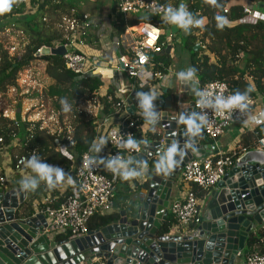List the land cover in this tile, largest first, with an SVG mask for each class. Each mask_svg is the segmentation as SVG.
<instances>
[{"label": "water", "instance_id": "1", "mask_svg": "<svg viewBox=\"0 0 264 264\" xmlns=\"http://www.w3.org/2000/svg\"><path fill=\"white\" fill-rule=\"evenodd\" d=\"M163 26L160 55L174 57V36L177 44H183L180 28L166 22ZM68 50L70 47H44L37 56L63 57ZM194 79L195 83L184 82L173 74L163 101H153L154 126L145 122L140 109L137 93L141 91L128 95V114L149 130L146 139L139 141L141 152L132 161L145 179L126 211L83 238L52 240L44 233L47 221L43 215L22 214L26 191L7 192L1 197L0 264H240L249 239L264 226L262 150H247L238 156L204 199L198 225L181 235L170 234L169 206L180 173L189 161L221 150L220 142L207 144L202 129L194 135L178 123L181 113L195 119L199 82L196 76ZM173 144L183 156H175L178 163L172 168H158Z\"/></svg>", "mask_w": 264, "mask_h": 264}, {"label": "trees", "instance_id": "2", "mask_svg": "<svg viewBox=\"0 0 264 264\" xmlns=\"http://www.w3.org/2000/svg\"><path fill=\"white\" fill-rule=\"evenodd\" d=\"M159 1L169 6V0ZM232 1L215 0V4H212L209 0H187L185 3L187 10L192 13L195 19L205 21V24L194 29L190 36L183 40V45L190 53V66L197 70L196 78L200 85L222 81L231 88L233 95L236 92L244 93L251 85L253 91L248 93V98H251L255 96L256 92L264 94V23H246L243 20V7L231 4ZM249 1L261 2L263 0ZM181 2L183 1L178 0L176 2L177 7L182 4ZM8 3L9 8L0 11V33H4L9 28L10 23L19 24L22 22L21 24L24 26L22 33L25 38L21 40L23 51L20 59L18 57L12 58L9 55L3 40L0 38V96L7 97L11 89L18 87L20 74L30 69L33 62L44 61L47 63L45 75L52 81V85L46 92L44 91V97L35 92L31 98L51 100L54 109L60 114L58 122L53 124L55 128L51 127L58 130L55 132L51 128H44L43 122L5 118L1 109L0 150L4 147L9 148L13 164L17 162V159L26 158L28 160L29 157L36 154L42 162L60 167L70 175L75 173L74 165L80 162L84 153L88 151L97 153L93 143H96L99 138L95 124L97 118L88 112L81 111L79 109L80 103L98 98L102 107L100 112L102 117H114L116 110L106 97L101 96L102 82L100 77L95 75L80 77L66 69L63 57H39L37 54L44 47L54 48L57 45L69 44L73 34L80 30L79 26L84 22V14L70 0H36L34 5H38V10L34 15L25 14V9L18 0H8ZM118 4V0L113 1L115 13ZM226 7L230 9L228 15L223 14ZM217 15L227 19V23L222 28H217V20L215 19ZM37 16L41 17L40 21L27 22V18L36 19ZM68 20L77 21L78 27L75 30H70L66 24ZM140 24H162V19L148 14H141L128 19L118 15L114 24V36L123 38L128 28L137 27ZM198 32H200L201 38L197 36ZM201 41L203 44H200ZM160 45L164 49V37L161 38ZM206 52L208 55H205ZM152 62L155 64V70L162 74H165L171 65L169 56L166 55H154ZM152 82L155 81L152 80ZM134 84L137 90L147 93V89H140L135 82ZM114 92L112 88L109 91L110 94H114ZM67 96H71V99L67 100ZM61 101L64 104L65 101H68V111L61 106ZM66 119L68 120L67 124H65ZM131 121L136 122V124L138 122L134 118H131ZM261 129L258 130L260 136H263L264 129ZM136 138L138 141L141 140V132L138 129ZM57 141L68 145L70 142H75V147L68 149L72 158L58 149ZM244 143L242 148H236L231 154L234 160L243 150L256 147L254 144L251 146L250 142H246V139ZM29 170L31 171L30 168ZM110 173H107L108 177L113 178ZM116 175L117 180L126 186L131 182L135 183L134 178L122 180L118 173ZM42 190L43 187L30 191L29 200L21 207V212L25 217L33 216V202L40 197ZM194 190L200 199H204L207 195L205 190L199 188ZM70 191L66 192L56 205L52 202L48 206L60 207L66 197L71 194L72 191ZM117 217L118 214L114 211L106 216L97 215L90 220L89 231L100 229ZM171 221L169 227H171ZM56 239L64 241L68 237L58 236ZM255 249L264 253V227L251 236L246 253Z\"/></svg>", "mask_w": 264, "mask_h": 264}, {"label": "built area", "instance_id": "3", "mask_svg": "<svg viewBox=\"0 0 264 264\" xmlns=\"http://www.w3.org/2000/svg\"><path fill=\"white\" fill-rule=\"evenodd\" d=\"M35 1L18 0L24 7L25 14L37 12L38 5H34ZM233 1L231 4H233ZM186 2L187 0L182 2V4L185 5ZM118 3V8L114 14L115 16L122 15L124 19L141 14L161 18L163 7L166 6L159 0H118ZM241 7H243V20L246 23H264L251 7ZM229 11V7H226L223 14L228 15ZM163 22L166 21L162 20V24L157 25L140 24L137 27L128 28L123 38H129V42L126 40L127 44L124 45L126 42H124L123 38L116 37L117 40L113 44L118 50L121 51L122 49L128 55L120 59L121 71L131 81L135 82L140 89H147V93L151 92L155 94L156 99L154 102L163 101L167 89L164 80L172 77L174 74L170 68L167 69L165 74L156 71L155 64L152 62V57L160 55L164 50L160 45L165 31L164 26H162ZM66 24L70 30H75L78 27V22L75 20H68ZM204 24L205 21H203L202 26ZM92 25H94V20L84 18V22L79 27L80 29H90ZM196 28L195 26H190L187 32L180 28L181 38H188L190 33ZM134 29H138V31ZM197 36L201 38L200 32L197 33ZM200 44H203L202 41ZM60 46L57 45L54 48H59ZM63 46L70 47V50L66 51L63 56L66 69L80 77L90 75L100 77L102 82L101 96L106 97L108 102L112 104L117 116L124 113L128 118L116 124H113L110 119L95 123L98 135L105 136L106 134L107 152L103 160L92 151L84 153L80 162L75 167L76 184L71 194L66 197L65 201L58 208L45 206L41 210H37L36 215H43L46 218L47 228L44 233L48 237L54 240L58 236H66L68 240H76L89 234L88 224L92 218L97 215L106 216L113 213L115 181L108 177L107 173L110 170L106 168V165L110 159L118 156L122 159H131L132 162L133 158L141 152V146L136 138L137 129L141 132L142 140L146 139L149 127H146L139 121L137 124L131 121L132 117L127 112L126 101L117 95L116 92L114 94L109 93L112 85H109L107 82L109 78L107 72H104L99 67H88V59L81 53V48L84 46L83 41H76V39L72 38L69 44ZM6 49L12 58L18 57L20 59L22 52L18 49V46L10 44ZM205 55H208V53L206 52ZM152 80L155 82H152ZM197 89L194 117L196 122L199 123L198 117L205 115L207 123L202 130L204 131V135L215 143L219 142L229 131L235 128L240 131L241 136L248 132L254 133L258 129L257 122L264 119V94H262V98L260 99L261 103H258L253 98H248V106L245 110L241 111L233 108L221 114L209 105L215 103L217 95L225 98L233 95L231 88L225 82L215 81L205 85L198 84ZM201 92H205L203 97L199 95ZM207 93L210 95H207ZM198 99L203 101L202 105L197 104ZM41 109L45 110L43 104L40 109L31 107L27 111L34 113L36 117L35 121L37 122H53L55 124L58 122L57 116L50 117L47 113L35 112ZM3 116L5 118L11 117L7 111H3ZM128 135H131L138 142V149L123 147L122 142L128 139ZM56 144L63 154L72 158L68 149L74 148L75 142L67 144L68 148H66L65 144L58 141ZM256 148L257 150L264 151V135L258 138ZM234 151L227 152L221 149L216 154L207 155L201 159H194L186 164L176 183L178 194L172 199L169 207V214L173 220L170 227L171 235L187 233L200 223L204 200L198 197L194 189L205 190L207 194L214 189L225 174L233 168L236 160L232 158L231 154ZM246 151L243 150L240 155ZM26 163V158L17 159V162L13 164L9 172H0V210L2 209L1 197L7 193V184L13 176L21 175L25 172L24 167H26ZM135 183L142 185L143 180L136 178ZM242 261L243 264H264V253L255 249L254 251L245 253ZM95 264L106 263L101 261Z\"/></svg>", "mask_w": 264, "mask_h": 264}, {"label": "crops", "instance_id": "4", "mask_svg": "<svg viewBox=\"0 0 264 264\" xmlns=\"http://www.w3.org/2000/svg\"><path fill=\"white\" fill-rule=\"evenodd\" d=\"M113 1L114 0H70L71 3L79 10L82 11L84 14V18H91L94 20V25L91 26L90 29H80L78 32H75L73 34V38L76 39V41H83L84 46L81 48V53L85 55L88 59V67H99L102 69L104 72H107L109 75V78L107 80L109 85H112V89L119 95L122 99L125 101L127 100L128 95L136 90V86L133 81H131L127 75L121 71V63L120 59L121 57H127L126 52L121 49L118 50L115 46H113L114 42L117 40V38L114 36V24H115V19L116 16L113 11ZM178 0H169V6H172L173 8H177V2ZM181 1V0H179ZM183 2L185 0H182ZM176 3V4H175ZM182 3V2H181ZM233 4L239 5V6H249L251 7L257 15L264 21V0L261 2H251L249 0H234ZM179 7V6H178ZM35 14V13H34ZM33 14V15H34ZM32 15V14H30ZM173 26V24H170ZM135 31H138V29H134ZM11 35V34H10ZM124 42H129V38H123ZM184 40V39H183ZM124 43V45L127 44ZM15 43V42H14ZM18 44V43H17ZM173 47L177 51V48L179 47V44L176 42V36H174L173 39ZM178 46V47H176ZM181 47L183 46L180 45ZM19 47V45H18ZM20 49V47L18 48ZM169 59L171 61L170 65V70L173 73H179V72H186L187 69L190 66V57L188 62L185 60H182V57H177L176 55L174 57H170ZM175 59V60H174ZM47 63L44 61H35L31 64L30 70L33 71H38L39 74H43L45 76V82L50 81L49 84L52 85V81L49 80V78L45 75V68H46ZM29 70V71H30ZM28 71V72H29ZM25 72V71H24ZM43 72V73H42ZM27 73V71H26ZM25 73V74H26ZM33 76V73L31 74ZM35 75V74H34ZM27 78V76H26ZM25 78V79H26ZM172 77H168L164 80V84L168 88V85L171 81ZM27 83L25 80H21L19 77L18 80V87L11 89V94H18V90L21 91V83ZM127 83H130L129 85ZM196 88H198V84H196ZM131 89V90H130ZM36 90V89H35ZM35 92V91H34ZM38 92V90H37ZM39 93V92H38ZM126 93V94H125ZM34 94V93H32ZM29 92L27 94H22V99L24 100L25 103H33L27 105L20 106L16 108L15 112L11 113L10 119L15 120H23V121H32V122H37L35 121V115L34 113H29L27 110L28 108L31 107H36L37 109H40L42 104L45 107L44 109L41 110H36L35 112H43V114H46L47 111H50L47 115L48 116H57L59 117L60 112H58L55 109H51L50 103L47 101H44V99L37 100L36 98L32 99L31 95ZM42 95V94H41ZM43 96V95H42ZM255 100L258 101V103H261V98L262 94L256 92L254 97H251ZM3 97L0 96V110L2 109V103H3ZM50 101V100H49ZM51 102V101H50ZM21 104V103H20ZM23 104V102H22ZM61 106L65 108L66 111L69 110V107L65 105L64 103H61ZM54 108V106H53ZM101 104L98 98H93L90 101H82L79 105V109L84 112L90 113L94 118H97V121L105 120V119H110L113 124H116L117 122L122 120H127V116L124 113L119 114V116H114V117H102L100 115L101 112ZM2 111H7L8 113L10 111L6 109H2ZM68 120H65V124H67ZM264 119L262 121H258V129L262 128L264 129ZM53 122H47L43 123L44 128H55L53 127ZM146 126V125H145ZM148 127V126H146ZM52 131L58 132V130L52 129ZM257 129L256 132H248L245 133L243 136L240 135V131L237 130L236 128L229 131L225 137L219 140L221 149L222 151H232L235 150L236 148H242L243 144H245V139L246 142H250V145L253 146L257 145L258 138L260 137L259 130ZM261 129V130H262ZM260 130V131H261ZM248 134V135H246ZM246 135V136H245ZM106 136V134H105ZM105 136H99L95 147L96 149L99 148V151L95 153V155L103 160L106 152H107V146L106 144L104 145H99V141L101 138L104 140L106 139ZM245 136V137H244ZM205 140L207 144H213L215 142L211 141L208 139L205 135ZM239 137V138H238ZM16 142L14 143V145ZM67 147H66V146ZM64 146L68 148V145L65 144ZM64 147V148H65ZM65 148V149H66ZM252 150H257L256 147L249 149V151ZM130 168H135L133 165V162H131L128 165ZM13 167V158L11 151L9 148L4 147L0 150V172H9L11 168ZM76 164L74 165V171H75ZM25 172L22 173L21 175H15L11 178L9 183L6 186V192H12V191H19L21 190L20 187V180L25 178V177H30L34 176L35 174L29 170V168L24 167ZM110 174L113 175V180L115 181V192L118 194L117 198L114 196V213L120 214L122 211H126L128 206L134 201V199L137 197V193L139 192V189L141 188V185H137L134 182H131L128 184V186L124 185L121 181L117 180V175L113 171ZM144 174H140L136 178H143ZM71 176L72 178V183L69 184L67 183L68 177ZM144 180V179H143ZM76 184V176L75 173H72L68 176L65 177V180L61 183H59L55 188L49 189L47 184L44 181H41L39 183V186L37 187L36 190L39 188L43 187V190L41 192V195L38 199H36L33 202V216L37 214V210H41V208L48 206V204H51L52 202L54 205H56L60 200L61 197L66 193L69 192L70 190L72 191L73 188L75 187ZM177 189V188H176ZM31 190H26L27 193V199L26 202L29 200L31 193ZM70 191V192H71ZM114 192V194H115ZM178 194V189L174 191L172 195V199ZM172 199L170 201V204L172 202ZM207 200V195L205 198ZM203 199V200H204ZM170 207V206H169ZM170 220H172V217L170 216ZM173 223V220L171 221V225ZM264 227V226H263ZM261 227V228H263ZM260 228V229H261ZM240 264H243V261L240 262Z\"/></svg>", "mask_w": 264, "mask_h": 264}, {"label": "clouds", "instance_id": "5", "mask_svg": "<svg viewBox=\"0 0 264 264\" xmlns=\"http://www.w3.org/2000/svg\"><path fill=\"white\" fill-rule=\"evenodd\" d=\"M209 2L215 4V0H209ZM9 6L8 0H0V11L8 9ZM161 19L169 24L176 25L185 32L189 31L190 26L202 27L203 24L201 19H195L193 17L192 13L187 10L184 4H180L177 8H173L172 6H164ZM215 19L217 20V28H222L227 23V19L223 16L217 15ZM196 72L197 70L194 67H189L186 72L182 71L177 73V77L184 82L193 81L195 83L194 77L196 76ZM251 91H253V88L251 85H249L244 93L236 92L234 95L228 96L226 98L217 95L215 97V103L210 104L209 106L213 107L214 110L221 114L224 111H230L233 108L243 111L248 106V93ZM199 95L203 97L205 92H201ZM207 95L210 94L207 93ZM137 97L140 100V109L142 110L143 116L145 117V122L154 126L157 119V116L153 111V101L156 99L155 94L151 92H138ZM61 103L63 104L64 102L61 101ZM197 104L202 105L203 101L198 99ZM198 119L199 123L196 122V119L192 117H186L181 113L178 123L185 124L187 126L188 132L197 135L200 134L201 129L207 123L205 115L199 116ZM154 130L155 129L153 127V131ZM93 143L96 144L95 142ZM104 144H106V141L101 138L99 145ZM122 145L125 148L138 149V142L131 135H128V139L123 141ZM96 150L99 151V148ZM177 155L183 156V153H179L177 146L173 144L167 150L165 157L157 163V167L172 168L178 163V161L175 160V156ZM130 162L131 159H122L118 156L110 159L106 165V168L113 171L114 173H118L122 180H128L140 175L138 170L128 166ZM25 166L30 168L35 175L25 177L20 180L19 183L22 191H35L41 181H44L49 189L55 188L59 183L63 182L66 175H68L62 168L42 162L40 157L36 154H33L28 158ZM72 182V178L69 176L67 183L71 184Z\"/></svg>", "mask_w": 264, "mask_h": 264}, {"label": "rangeland", "instance_id": "6", "mask_svg": "<svg viewBox=\"0 0 264 264\" xmlns=\"http://www.w3.org/2000/svg\"><path fill=\"white\" fill-rule=\"evenodd\" d=\"M36 20L40 21L41 17L37 16L36 19H33L31 17L27 18V22H31V23L36 21ZM21 23L22 22H20L19 24L18 23L17 24L10 23L9 28L6 31H4V33H2V32L0 33V38L3 40L4 46L7 47L10 44L15 45V46L19 45L20 50L22 52L23 51V44L21 43V40L23 38H25V36L22 33V31L24 30V26ZM17 34L20 36L18 37ZM176 47H178V46H176ZM175 55H176V58L181 56L182 60H184V61L186 60L187 62H188L189 57H190V53L187 49L184 48V45L182 47L179 45V47L177 48V51L175 50L174 56ZM29 70L30 69L25 70V72H22L20 74V79L25 80V82H27V83H24V81H23V83H21V86H22L21 91L18 90L17 95L11 94V91H10L9 94L7 95V97H5L3 99L2 109H6V110L10 111L9 112L10 116H11V113L15 112L16 108L23 106V105L28 106L29 104H33V103H25L24 100L22 99V96H23L22 94H25V93L27 94V92H29V94H32V93L37 92V90H38L39 94L44 95V91L46 92V90H48V88L51 86L49 84L50 81H47L46 83H44L46 80L44 79L45 76L43 74H39L38 71H36V70L33 72L31 70L30 71ZM26 71H27V73H26ZM32 73H33V76L31 75ZM26 76H27V78H26ZM67 98H68L67 100H69V99H71V96H67ZM36 99L40 101L39 98H36ZM44 101L49 102L51 109H54L51 100H50L51 102L49 100H46V99ZM22 102H23V104H22ZM65 104L67 105L68 101H65ZM49 112L50 111H47V114ZM141 179L142 180L145 179V176L143 175V178H141ZM143 182H144V180H143ZM114 196L117 198L118 194L115 192Z\"/></svg>", "mask_w": 264, "mask_h": 264}]
</instances>
